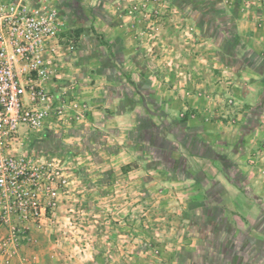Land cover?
I'll return each mask as SVG.
<instances>
[{
    "label": "rangeland",
    "instance_id": "rangeland-1",
    "mask_svg": "<svg viewBox=\"0 0 264 264\" xmlns=\"http://www.w3.org/2000/svg\"><path fill=\"white\" fill-rule=\"evenodd\" d=\"M15 1L74 50L21 150L80 183L0 264H264V0Z\"/></svg>",
    "mask_w": 264,
    "mask_h": 264
},
{
    "label": "built area",
    "instance_id": "built-area-1",
    "mask_svg": "<svg viewBox=\"0 0 264 264\" xmlns=\"http://www.w3.org/2000/svg\"><path fill=\"white\" fill-rule=\"evenodd\" d=\"M74 54L52 7L0 0V248L15 252L28 225L39 226L70 189L77 173L53 161L27 155L23 140L39 134L65 89L64 67Z\"/></svg>",
    "mask_w": 264,
    "mask_h": 264
},
{
    "label": "crops",
    "instance_id": "crops-1",
    "mask_svg": "<svg viewBox=\"0 0 264 264\" xmlns=\"http://www.w3.org/2000/svg\"><path fill=\"white\" fill-rule=\"evenodd\" d=\"M220 191H222V189H220ZM218 192L219 191L217 190V192L215 191L214 194L218 195ZM235 199L233 200V205L236 207V209H233L235 211H230L229 215L233 216V217H239V215H240V217H243L242 213L239 211V209H237L239 207H238V203ZM213 201H214V199H212V202L208 201L206 203H204V201L203 202L197 201L199 203V206H197V207L192 206V207H190L191 209L188 208L189 209L188 211H192V213H197V214L201 215V220H203L202 225L204 227L206 226V224H211V223H214L215 225H221L222 223H224V224L226 223V218L224 215L228 211L227 206L225 204L220 205V202H213ZM251 204L253 205L255 203L251 202ZM212 205H220V206L213 208ZM205 206H207V207H205ZM263 208H264V204H263ZM203 213H205V214H203ZM205 221H208V222H205ZM4 234H5V228L1 227L0 228V237H2ZM225 243L230 244L229 241H226Z\"/></svg>",
    "mask_w": 264,
    "mask_h": 264
}]
</instances>
